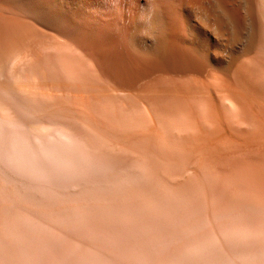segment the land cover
<instances>
[{
    "label": "bare ground",
    "instance_id": "bare-ground-1",
    "mask_svg": "<svg viewBox=\"0 0 264 264\" xmlns=\"http://www.w3.org/2000/svg\"><path fill=\"white\" fill-rule=\"evenodd\" d=\"M0 264H264V0H0Z\"/></svg>",
    "mask_w": 264,
    "mask_h": 264
}]
</instances>
